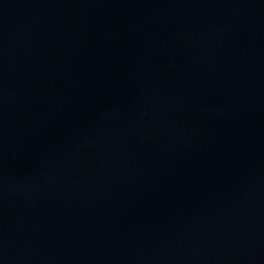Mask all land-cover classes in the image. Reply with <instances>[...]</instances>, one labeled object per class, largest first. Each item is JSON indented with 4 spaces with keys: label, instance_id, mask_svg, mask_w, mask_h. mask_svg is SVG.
I'll list each match as a JSON object with an SVG mask.
<instances>
[{
    "label": "water",
    "instance_id": "obj_1",
    "mask_svg": "<svg viewBox=\"0 0 264 264\" xmlns=\"http://www.w3.org/2000/svg\"><path fill=\"white\" fill-rule=\"evenodd\" d=\"M264 30V0H0V94L139 71Z\"/></svg>",
    "mask_w": 264,
    "mask_h": 264
}]
</instances>
